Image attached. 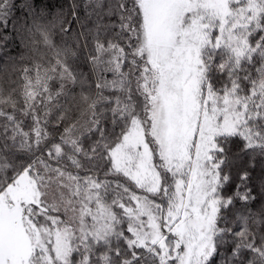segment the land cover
<instances>
[{"label": "snow or ice", "instance_id": "snow-or-ice-1", "mask_svg": "<svg viewBox=\"0 0 264 264\" xmlns=\"http://www.w3.org/2000/svg\"><path fill=\"white\" fill-rule=\"evenodd\" d=\"M0 264H264V0H0Z\"/></svg>", "mask_w": 264, "mask_h": 264}, {"label": "trees", "instance_id": "trees-1", "mask_svg": "<svg viewBox=\"0 0 264 264\" xmlns=\"http://www.w3.org/2000/svg\"><path fill=\"white\" fill-rule=\"evenodd\" d=\"M10 47L13 49V51H15V45H10Z\"/></svg>", "mask_w": 264, "mask_h": 264}]
</instances>
